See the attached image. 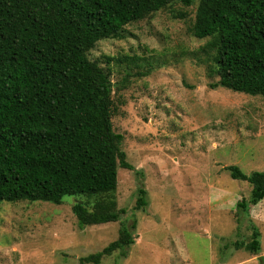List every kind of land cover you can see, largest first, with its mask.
I'll return each instance as SVG.
<instances>
[{"label": "rangeland", "instance_id": "1", "mask_svg": "<svg viewBox=\"0 0 264 264\" xmlns=\"http://www.w3.org/2000/svg\"><path fill=\"white\" fill-rule=\"evenodd\" d=\"M197 7L172 4L89 53L111 74L113 126L134 168L118 169L126 214L81 228L72 211L79 196L2 202L0 264H93L81 259L116 241L123 224L135 244L100 264H264V201L238 214L252 187L227 170L264 171V98L213 87L208 39L190 33ZM140 190L147 205L138 210ZM254 226L257 255L235 247L251 241Z\"/></svg>", "mask_w": 264, "mask_h": 264}, {"label": "trees", "instance_id": "2", "mask_svg": "<svg viewBox=\"0 0 264 264\" xmlns=\"http://www.w3.org/2000/svg\"><path fill=\"white\" fill-rule=\"evenodd\" d=\"M195 2L190 33L208 39L213 87L264 98V0H0V203L61 205L79 196L72 211L81 228L120 221L118 169L134 168L113 126L111 74L89 53L172 4ZM227 170L252 187L236 205L248 216L264 201V171ZM139 193L141 210L146 191ZM253 228L251 241L235 247L257 255ZM134 244L123 224L116 241L81 261L100 264Z\"/></svg>", "mask_w": 264, "mask_h": 264}]
</instances>
